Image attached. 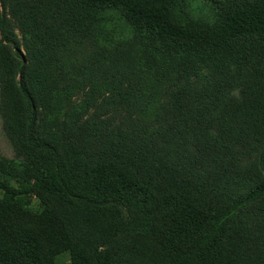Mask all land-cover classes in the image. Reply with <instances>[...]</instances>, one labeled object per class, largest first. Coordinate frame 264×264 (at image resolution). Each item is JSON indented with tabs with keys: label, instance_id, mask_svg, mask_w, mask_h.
<instances>
[{
	"label": "trees",
	"instance_id": "1",
	"mask_svg": "<svg viewBox=\"0 0 264 264\" xmlns=\"http://www.w3.org/2000/svg\"><path fill=\"white\" fill-rule=\"evenodd\" d=\"M73 1L95 12L120 10L128 36L115 28L112 47L98 20L87 27L77 21L78 36L67 21L46 32L29 11L30 27L21 28L34 48L24 56L0 12V113L25 158L21 173L0 165V189L10 198H0V264H55L66 252L74 264L86 263L49 206L59 201L108 214L112 240L149 235L160 218L170 229L167 243H181L173 264H224L229 225L264 203V106H250L264 101V92L253 90L264 77L236 84L219 56H246L264 43V0L219 4L209 26L181 24L173 11L178 0ZM76 96L104 103L111 116L85 122L90 107L75 106ZM251 154L253 161H240ZM177 178L186 188L187 179L216 184L224 192L219 216L196 194L177 193ZM33 192L45 200L42 211L22 201Z\"/></svg>",
	"mask_w": 264,
	"mask_h": 264
},
{
	"label": "rangeland",
	"instance_id": "2",
	"mask_svg": "<svg viewBox=\"0 0 264 264\" xmlns=\"http://www.w3.org/2000/svg\"><path fill=\"white\" fill-rule=\"evenodd\" d=\"M228 1L178 0L173 11L181 24L209 26L217 19L219 4L226 5ZM23 6H26L25 11H21ZM29 11L36 14L40 21L39 26L44 28L46 32L60 28L61 24L67 21L70 26L75 28L78 36V31L81 29L73 26L77 24V21H83V24L87 27L90 23L98 20L102 24L101 29L104 34L113 40H109L111 41L110 44H113L112 47H115L118 38L113 35L115 28L119 33L127 31V33H124V37L125 34L128 36V25L124 23L122 14L118 9L95 12L78 7L73 0H0V12L7 16V25L15 32L19 40L21 53L24 56L34 48L32 43L31 46H27L29 41H32V36L25 35L21 28V26L26 29L30 27L25 14ZM46 12L52 16L50 23L41 22ZM90 37L91 33L88 30L82 31V39L88 44L91 41ZM256 49L255 51H249L246 56L223 54L219 56V66L224 73H230L237 77L234 82L236 84H244L245 80L243 79L251 76H253V81L262 80V77H264V43L256 46ZM255 85V89L253 84L251 85L254 92H264V84L255 83ZM239 90H234V93L237 95ZM89 98L92 97L76 96L72 100L75 106L80 104L89 105L90 109L84 115L85 122L91 120L93 123L111 116V109L101 103L105 101L104 97L98 98V102L101 103L98 106L93 105ZM259 98L252 100L250 106H264V101H260ZM121 118L120 115L115 121L118 126L122 123ZM5 128V120L0 113V165L11 171L15 170V172L21 173L24 170L22 165H25V158L18 153ZM92 146L98 147L94 144ZM255 157V154L245 155L240 161L247 163V161H253ZM187 159L190 160L191 158L188 157ZM239 173H242V171H239ZM189 175L192 177L196 174L189 173ZM29 177H32L31 173ZM213 178H215V175H213ZM174 182H177L174 186L177 193L185 192L191 196L196 194L202 202V206L211 211L213 217L219 216V199L222 200L224 192L216 184H198L192 179H187L186 184L190 187L186 188L179 178ZM238 183L240 186L251 184L241 183V181H238ZM0 198L10 199L1 189ZM22 201L28 204V209L33 212H39L45 208V200L41 201L35 192L22 198ZM49 206L65 220L71 239L83 251L86 258L84 264H173L177 250L181 246L178 240L170 244L167 243L168 235L171 236L168 233L170 229L167 230L162 226L163 222L160 218L154 222V229L149 235L125 234L116 240H112L113 232L109 226V216L98 211L97 208L65 201L51 202ZM175 206L176 204L171 209H174ZM259 229H264V203H258L250 207L229 225L226 231V243L223 247L224 264H264V233H258L259 237L255 234ZM96 252L102 254L100 262L95 260ZM55 264H74V254L66 252L59 255ZM217 264H219V261Z\"/></svg>",
	"mask_w": 264,
	"mask_h": 264
}]
</instances>
